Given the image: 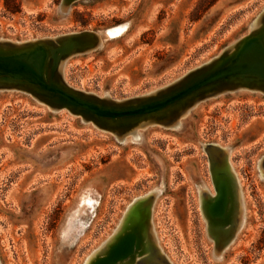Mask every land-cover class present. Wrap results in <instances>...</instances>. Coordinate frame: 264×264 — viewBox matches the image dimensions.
Instances as JSON below:
<instances>
[{
    "label": "rangeland",
    "instance_id": "rangeland-1",
    "mask_svg": "<svg viewBox=\"0 0 264 264\" xmlns=\"http://www.w3.org/2000/svg\"><path fill=\"white\" fill-rule=\"evenodd\" d=\"M69 1L0 0V47L105 30L62 66L69 87L104 101L173 85L264 13V0ZM185 108L177 124L121 137L0 88V264H93L130 223L142 252L118 264H264V93ZM221 184L230 224L219 230L203 208Z\"/></svg>",
    "mask_w": 264,
    "mask_h": 264
},
{
    "label": "water",
    "instance_id": "water-1",
    "mask_svg": "<svg viewBox=\"0 0 264 264\" xmlns=\"http://www.w3.org/2000/svg\"><path fill=\"white\" fill-rule=\"evenodd\" d=\"M62 6H66L65 0ZM260 14L252 28H257L256 31L240 40L234 50L226 49L211 61L190 70L173 85L133 101H104L94 93L69 87L64 80L65 59L98 48L100 35L104 37L105 30L49 36L33 40L23 48L12 47L13 43L7 42L9 47H0V88L26 92L51 109H66L100 130L121 137L146 124H177L176 120L185 113L186 104L200 103L225 92L264 93V13ZM212 147L215 146L207 145V148ZM228 200L226 185L221 184L214 199L204 206L203 213L212 228L221 230L229 226ZM142 245L140 231L130 223L107 254L93 264H118L136 252L141 253Z\"/></svg>",
    "mask_w": 264,
    "mask_h": 264
},
{
    "label": "bare ground",
    "instance_id": "bare-ground-1",
    "mask_svg": "<svg viewBox=\"0 0 264 264\" xmlns=\"http://www.w3.org/2000/svg\"><path fill=\"white\" fill-rule=\"evenodd\" d=\"M229 200H230V199H229ZM229 200H228V201H229ZM234 208H235V207H234ZM234 210H235V209H234ZM228 212H229V210H228ZM229 217H230V216H229ZM229 217H227V220L229 219ZM232 219H233V218H232ZM110 246H111V245H109L108 248H109ZM106 253H107V252H106Z\"/></svg>",
    "mask_w": 264,
    "mask_h": 264
}]
</instances>
